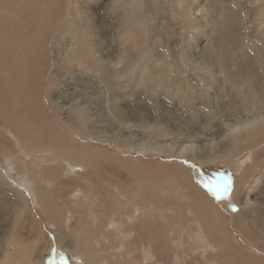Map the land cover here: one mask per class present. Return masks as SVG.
I'll return each mask as SVG.
<instances>
[{"label": "bare ground", "instance_id": "obj_1", "mask_svg": "<svg viewBox=\"0 0 264 264\" xmlns=\"http://www.w3.org/2000/svg\"><path fill=\"white\" fill-rule=\"evenodd\" d=\"M91 1L93 0H36L35 5L31 7L32 3L27 0H0V6H2L0 11V171L2 172H0V184L3 182L2 185L7 184L19 193V198L10 199V196H7L10 203H16V205H11L13 206L11 210L17 213L18 218L22 214L26 215L28 213L27 203L30 207L31 205L34 206L30 210L34 216H31L32 221L28 231L31 236L30 242H32L34 248H37L35 250L32 247V250H30L33 253L36 252V258L33 259L31 264H64V259L67 260V264H102L103 260L100 263L98 261L90 263L85 254L79 253L80 244L85 243V237L91 239L90 237L95 234L104 237L101 239L105 241L109 240V244L116 243L118 247L123 248L125 240H136L134 235L138 233L140 244L135 243V245H139L144 250L143 256L146 257V260L152 259L149 256L155 237L154 225L152 226L150 220L152 212L149 209L147 210L142 220L145 225L140 228L139 223L141 221L136 206L137 198L134 196L136 191H134V187L136 186L131 184L135 177L132 178V174V176L128 175L130 169L123 171L111 166V168L106 167L104 169L102 167L103 159L104 161L107 159V163L111 162L107 154L93 148H79L77 150L74 148L73 143H88L90 138L91 140L94 139L95 135H87V128L90 129V110L92 109L89 110L87 104L67 105L66 101L63 102L60 99V92H55L53 82L56 80V72L54 68L49 67L48 70L47 67V59L50 57L48 56V42H50V46L59 47L62 36L67 32L72 33V37L64 42V54L68 56L70 61L75 58L80 62L89 59L92 65L96 66L94 68L99 71L95 75L102 79L108 87V91L111 92V108L122 116H127V114L122 108H119V102H121L120 98L125 94L123 92L127 91L130 83L135 85L134 91L139 94V88L150 82L152 90L159 98L166 97V94L170 92H173L172 95L183 97V89L179 83L181 72L176 69L177 73H174L173 76L171 72L165 70L164 66L168 63L161 59L163 54L158 52L157 57H155L156 54L153 49L145 46L144 41L141 39L140 30L128 24V19L135 20V18L133 11L130 9V2H126V0H104L106 7L121 3L129 6V11L126 18L125 14H122L121 17L120 37L117 41L121 52L117 56L118 59H112L113 63L108 62L105 69L101 68L100 66L105 63L104 58L100 56L101 54L99 55V50L89 45L87 41L89 33L87 27L91 26V21L90 24H87V17L81 14L82 8ZM200 6H202L200 3H196L187 10L185 5L180 7L182 17L190 16L188 21L193 22L197 17H201L205 21L202 27L205 38L197 46L191 36L186 37V42L180 47L182 57H179V59L185 62L187 60L192 69L197 68L199 64H209L210 70H215L220 74L216 77L218 87L215 110L206 112L205 115L210 117L207 124L191 125L190 123L194 120L187 118L186 115L177 124H173L176 129L178 126L182 127L181 129L185 131L183 133L191 134L194 132L195 136L190 140L186 138L181 140V133L178 131L167 132L164 130L166 125L158 124L154 128L156 129V135L163 139L161 143L158 142L156 146L141 143L133 146L129 151L142 154L148 150H156L165 155H175L176 153L181 156L190 153L192 156L205 158L208 156L206 150H209V152L213 150L219 141L232 139V145H234L237 136L254 140L262 130L264 125V110L261 108L264 104V56L257 55L253 60H248L244 55L245 44L249 43L250 46L255 47L257 45L254 34L250 30L245 31L246 25L237 27L233 24L232 21L235 24L243 22L240 19V14L235 13L233 4L228 5L226 8V10H229L227 18L218 23H212L211 18L204 14ZM24 11L30 12L26 13L29 14L28 20L23 21L24 18H20L23 14L21 12ZM146 22L147 19L135 21L136 24L139 23L140 28H147ZM47 23L49 24L47 25ZM134 32H136L137 38L133 37ZM209 43H211L212 48L209 47ZM138 47L146 49L147 54L141 50H137L135 54H132L131 51ZM211 49H214V56L205 58L202 52ZM79 64L83 65L82 63ZM88 67L92 68L90 65ZM140 91L142 95L150 96L146 88ZM43 98L46 101L43 102ZM247 98L249 99L248 102L245 101ZM255 100L259 107L253 103ZM219 106L222 108H218ZM63 114H66L65 117H63ZM131 130H133L132 125H129L127 121H123L122 126L117 131L114 130L113 134L115 135L118 132V134L130 136L133 134ZM22 132L27 135L26 143L28 145L30 144V137L36 139L35 144H31L33 148L24 144L19 136ZM2 134L3 136H1ZM4 135L9 137L13 143H9L8 138ZM36 144H40V146H36ZM251 150L253 149L251 148ZM104 151L106 150L104 149ZM248 152L251 151L248 150ZM244 158V155L236 158L239 165L243 166V163L245 164L249 159ZM61 163L64 165L60 166ZM52 165L56 166L51 167ZM78 167L80 168L78 169ZM102 173H104L103 182L108 184L103 183L102 178H99ZM233 178L235 179V177ZM259 178L260 175L255 177L253 184L249 183L245 188V198L242 201L243 207L249 206L250 208L253 205L250 197ZM97 184H104L105 191H103L104 189L99 191ZM92 186L98 190L97 198H91L87 192V187ZM145 201L148 200L145 199ZM96 202L104 207L99 208ZM123 202L126 204H123ZM142 203L141 205L144 206ZM169 205L171 206V204ZM34 209L36 213H34ZM101 212L107 214L109 218H103ZM27 219H29V216ZM158 219L160 220V218ZM206 219L209 220L206 221L209 226L212 225L211 228L214 229V222L209 218ZM239 225L240 230L246 232V236L251 237L252 241L253 239L260 241L258 236L247 226L240 223ZM252 225L254 227V224ZM169 230L168 228L167 231ZM215 231L217 230L215 229ZM259 232L261 231L259 230ZM161 235L160 237L164 238ZM166 235H168V232ZM160 237L158 238L162 240ZM169 237L172 238V236ZM110 241L112 242L110 243ZM92 242L94 244V241ZM32 244L30 245L32 246ZM88 244L87 242V246ZM258 246L254 245L256 251L259 249ZM148 256L149 258H147ZM26 258L27 256L24 255L14 259L10 256L9 249H6L4 257L2 260L0 259V264H25Z\"/></svg>", "mask_w": 264, "mask_h": 264}, {"label": "rangeland", "instance_id": "obj_2", "mask_svg": "<svg viewBox=\"0 0 264 264\" xmlns=\"http://www.w3.org/2000/svg\"><path fill=\"white\" fill-rule=\"evenodd\" d=\"M27 1L32 3L31 7H33L36 2V0ZM128 1L130 2V9L133 11L135 18V20L128 19V24L140 30L139 34L141 39L144 41L145 46L153 49V52L156 54L155 57H157L158 52L163 54V58L161 59L168 63V65L164 66L165 70L171 72L174 76V73H177L176 69H179L181 72L179 83L183 89V97L172 95L173 92H170L166 94V97L159 98L152 90L150 82L139 88V94L134 91L135 85L130 83V86H128L129 89L127 88V91L123 92L125 94L121 96V102H119V108H122L127 116H122L119 113L117 114L115 110L111 108V92L108 91V87H106L102 79L95 75V73L99 71L94 68L96 66H93L89 59L80 62L75 58L73 61H70L68 56L64 54L63 45L64 42L72 37V33L70 32L62 36V42L59 47L54 45L50 46V42H48V56L50 57L47 59V67L48 70L49 67L54 68L56 72V80L53 82L55 87L54 90L56 93L58 91L60 92V99L63 102L66 101L65 103L67 105L71 104L73 106L87 104V106H89L88 109H92L90 110V129L87 128V135H95L94 139L92 138L91 140L90 138L88 143H73V145H75L74 148L76 150L79 148L100 150L103 154H107L111 161L107 163V159L106 161L103 159L102 167L104 169L110 166L123 171L130 169L128 175L132 174V178L135 177L134 181H131V184L136 186L134 187V191L136 190L137 192L135 191V195H133L137 198L136 206L138 207L137 214L141 221L139 223L140 228H143V225H145V223H142V220L147 210L149 209L152 212L150 220L152 226L154 225L155 235L149 255L152 259L148 256L147 258L149 259L146 260V257L143 256L144 250L141 249L139 245H135V243L140 244L138 233L134 235L136 240H125L123 248L121 246L118 247L116 243L109 244V240L105 241L101 239L104 237L97 234L91 236V239H87L86 236L84 241L85 246L82 243L80 244L79 253L82 252L85 254L90 263L94 261L100 263V261L103 260L102 264H264V223H262L264 222V218H262L264 217V125L259 136L254 140L237 136V141L234 145H232V139L219 141L213 150H210V152L206 150L208 156L205 158L192 156L190 153L181 156L176 153L175 155H165L156 150H148L142 154L129 151L133 146H137V144L144 143L149 146H156L158 142L161 143L163 139L156 135V129L154 128V126L158 124L166 125L164 130L167 132L178 131L181 133V140L185 138L190 140L195 136L194 132L191 134L183 133L185 131L181 129L182 127L178 126L176 129L173 124H177L185 115L187 118L194 120V122L190 123L191 125L207 124L210 117L205 115L206 112L215 110L218 87L216 77L220 76V74L215 70H210L208 63V65L199 64L197 68L192 69L187 60L186 63L179 59V57H182L180 47L186 42V37L191 36V39L197 46L203 42L205 33L202 31V27L205 21L201 17L195 18L193 22L188 21L190 16L182 17L180 14V7L185 5L187 10L190 9L192 5L200 3L202 5L200 7H202L204 14L211 18L212 23H218L227 18L229 10H226V8L228 5L233 4L235 13L240 14V19L243 21L241 24H235L234 21H232L233 24L237 27L246 25L247 28L245 31L250 30V32L254 34V39L257 43L256 47L250 46L249 43L244 46L246 49L244 52L245 57L248 60H253L257 55L260 57H262V55L264 56V0H205V3L204 0H126V2ZM92 3L95 4V6H93ZM1 7L2 6H0V11L2 10ZM128 11L129 6L126 4H113V6L106 7L104 0H93L82 8L81 14L87 17V24H90L91 21V26L87 27L88 32H91V34L88 33L87 35L88 44L98 49L99 55L101 54L100 56L104 58L105 63L100 66L103 69H105L106 63H113L112 59H118L117 56H119L121 52L119 50L120 45L117 42L120 37L119 31L121 27L119 26H121L120 24L122 23V14H125L126 18ZM28 12H21V14H23L20 19L24 18L23 21L28 20L29 14H26ZM138 19L141 21L147 19L146 25L148 27L140 28L138 26L139 23H135ZM48 24L49 23H47V25ZM133 37L137 38L136 32L133 33ZM209 47L212 48L211 43H209ZM137 50L144 51V53L147 54V50L143 49V47H138L132 50L131 53L135 54ZM202 53L205 55V58H211L214 56V49L205 50ZM51 64L52 66H50ZM87 65L92 66V68ZM73 79L74 81H72ZM55 82H57V84H55ZM144 88L147 89L148 95L150 96L147 97L142 95L140 90ZM44 101H46L45 98H43V102ZM245 101L248 102L249 99L247 98ZM253 103L255 106L259 107L256 100ZM220 107L221 106L218 108ZM261 108L264 110V104ZM65 115L66 114H63V117H65ZM106 121L108 122L106 123ZM123 121H127L129 125H132L133 130L131 131L133 134L129 136L124 133V135H121L116 132L114 135L113 133L122 126ZM111 125H113V129ZM1 136H3V134ZM19 136L22 138L24 144L28 145L26 143L27 135L22 132ZM5 137L8 138L9 143H13L9 137ZM35 141V138L30 137V144L28 146L33 148L31 144H35ZM36 146H40V144H36ZM251 148L253 150H251ZM104 149L106 151H104ZM248 150L251 152H248ZM241 155H244L245 158H249L245 164L243 163V166L238 164L239 161H236V158ZM202 156L204 157V155ZM59 165L63 166L64 164L61 163ZM55 166L56 165H52L51 167ZM79 168L80 167H78V169ZM259 175L260 178L258 183L250 197L253 205L250 208L249 206L243 207L242 201L245 198L244 190L249 183L253 184L255 177ZM103 176L104 173L99 177L102 178V182L104 180ZM233 177H235V179ZM229 178H231L229 192L220 199H217L212 192L205 187L206 184L213 187L223 185L229 182ZM103 183L108 184L107 182ZM2 184L3 182L0 184V259L2 260L4 257L6 249H9V254L14 257V259L25 255L28 258H26L25 264H31L33 259L36 258V252L33 253L30 251L34 246L32 242H30L31 236L29 235L28 229L32 221L31 216H34L30 210L31 207L33 209L34 206L31 205L30 207L27 203L26 208L28 213L26 215L22 214L18 218L17 213L11 210L13 207L11 205H16V203H10L7 196H10V199L19 198V193L15 191L13 187L11 188L7 184ZM103 186L104 184H97V189L102 191V189L105 188H103ZM97 189L93 186L87 187V192L90 194L91 198L98 197ZM103 191H105V189ZM145 199L148 201H145ZM122 201L124 200L122 199ZM160 201L161 203L164 201V203L161 204ZM96 203L99 208L104 207L101 204L99 205L98 202ZM141 203L144 206H142ZM123 204L126 203L123 202ZM169 204H171V206ZM179 205L181 206L179 207ZM24 211L26 210L24 209ZM34 213H36L35 209ZM143 213L144 215H142ZM27 215L29 219H27ZM101 215L103 218H109V216L103 212H101ZM174 216L176 218H173ZM158 218H160V220ZM206 218L214 222V229L211 228L212 225L209 226L206 222L209 221ZM237 221L247 226L258 236L260 241L253 239V242L251 237L246 236V232L242 229L240 230V225L239 223L237 224ZM252 224H254V227ZM168 228L170 229L169 231H167ZM215 229L217 231H215ZM259 230L261 232H259ZM167 232L168 235H166ZM160 235L163 236L165 240H163L164 238L160 237ZM169 236H172V238ZM158 237L162 238V240ZM167 237L169 238L167 239ZM91 240L94 241V244ZM112 241H110V243ZM87 242L89 243L88 246ZM30 244H32V246ZM254 245H263V247L258 246L259 249L256 251ZM36 248L37 247L34 249L36 250ZM201 258L204 259L202 260ZM195 259H198L197 262H195Z\"/></svg>", "mask_w": 264, "mask_h": 264}, {"label": "snow or ice", "instance_id": "obj_3", "mask_svg": "<svg viewBox=\"0 0 264 264\" xmlns=\"http://www.w3.org/2000/svg\"><path fill=\"white\" fill-rule=\"evenodd\" d=\"M231 186V180L229 178V182L225 183L223 185H219V186H210L208 184L205 185L206 188H208V190L210 192H212V194L217 198L220 199L222 196L227 195L229 192V188ZM235 207V206H233ZM64 264H67V260L64 259Z\"/></svg>", "mask_w": 264, "mask_h": 264}]
</instances>
